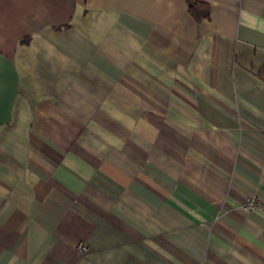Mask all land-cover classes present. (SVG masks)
Listing matches in <instances>:
<instances>
[{"label": "crops", "instance_id": "crops-1", "mask_svg": "<svg viewBox=\"0 0 264 264\" xmlns=\"http://www.w3.org/2000/svg\"><path fill=\"white\" fill-rule=\"evenodd\" d=\"M205 1L0 0V264H264V0Z\"/></svg>", "mask_w": 264, "mask_h": 264}, {"label": "trees", "instance_id": "trees-1", "mask_svg": "<svg viewBox=\"0 0 264 264\" xmlns=\"http://www.w3.org/2000/svg\"><path fill=\"white\" fill-rule=\"evenodd\" d=\"M190 13L196 19H202L209 14L210 5L205 0H186Z\"/></svg>", "mask_w": 264, "mask_h": 264}, {"label": "built area", "instance_id": "built-area-1", "mask_svg": "<svg viewBox=\"0 0 264 264\" xmlns=\"http://www.w3.org/2000/svg\"><path fill=\"white\" fill-rule=\"evenodd\" d=\"M258 207H260V204L258 202V199L254 197V198L248 199V201L245 204H243L242 209L249 211L255 208L258 209ZM77 248L80 252H84V251L86 252L87 250V246L82 241L78 243Z\"/></svg>", "mask_w": 264, "mask_h": 264}]
</instances>
